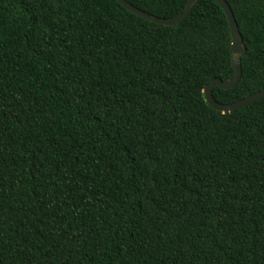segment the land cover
<instances>
[{
  "label": "trees",
  "instance_id": "obj_1",
  "mask_svg": "<svg viewBox=\"0 0 264 264\" xmlns=\"http://www.w3.org/2000/svg\"><path fill=\"white\" fill-rule=\"evenodd\" d=\"M226 1L221 103L264 88V0ZM231 42L215 0H0V264H264V97L203 92Z\"/></svg>",
  "mask_w": 264,
  "mask_h": 264
},
{
  "label": "water",
  "instance_id": "obj_2",
  "mask_svg": "<svg viewBox=\"0 0 264 264\" xmlns=\"http://www.w3.org/2000/svg\"><path fill=\"white\" fill-rule=\"evenodd\" d=\"M122 6H124L125 8H127L129 11L142 16L144 18H147L149 20H152L156 23L159 24H165V25H173V24H177L179 22H181L182 20H184L192 6L194 5V3L197 0H187L186 5H185V9L183 12H181L180 14H178L175 17H170V18H165V17H159V16H155L153 14H150L148 12H145L139 8H137L136 6L132 5L131 3H129L126 0H117ZM217 1L220 6L223 8L229 25H230V29H231V36H232V42H231V49H232V59H231V63H232V67L234 68V73L230 78H226V79H221L219 77H215L213 78L204 88L203 92L205 95V98L207 100V102L214 107L217 110H220L222 112H226V111H231L237 108H240L242 106L248 105L256 100H259L261 98L264 97V88L262 90H259L257 92H254L244 98H241L237 101L231 102V103H221L218 102L213 94H212V89L214 86H219L220 88L223 89H228L233 87L234 85H236L241 76H242V63H241V59L242 56L245 54L246 52V47L244 45L243 42V38L242 35L240 33L239 30V26L236 22L235 16L233 14V11L230 7V5L228 4V2L226 0H215Z\"/></svg>",
  "mask_w": 264,
  "mask_h": 264
}]
</instances>
